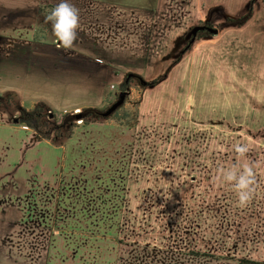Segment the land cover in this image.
Returning <instances> with one entry per match:
<instances>
[{
	"label": "rangeland",
	"instance_id": "374dc122",
	"mask_svg": "<svg viewBox=\"0 0 264 264\" xmlns=\"http://www.w3.org/2000/svg\"><path fill=\"white\" fill-rule=\"evenodd\" d=\"M248 1L68 0L79 9L80 28L65 49L46 20L61 0H0V198L6 199L0 207L18 219L13 200L20 191L9 180L36 139L20 122L22 109L40 103L49 115L39 124L42 134L66 138L76 126L54 145L67 144L85 126L77 114L91 120L85 127L114 129L115 147L100 148L99 157L104 166L122 149L118 180L127 184L123 190L107 176L95 189L80 170V191L68 192L79 221L60 215L50 235L35 238L22 230L17 251L8 242L15 237L0 233V264L264 262V203L257 205L264 201V4L257 3L244 27H222L227 17L245 13ZM204 24L220 33L201 35L188 50L183 39ZM130 73L148 82L166 78L155 87L134 79L111 117L88 116L86 109L105 112L119 99ZM238 143L248 148L244 157ZM237 165L253 167L256 177L244 206L223 178ZM39 227L40 234L45 223Z\"/></svg>",
	"mask_w": 264,
	"mask_h": 264
},
{
	"label": "crops",
	"instance_id": "0c3cea01",
	"mask_svg": "<svg viewBox=\"0 0 264 264\" xmlns=\"http://www.w3.org/2000/svg\"><path fill=\"white\" fill-rule=\"evenodd\" d=\"M0 7L2 9L5 8L3 5ZM18 17L20 16L17 15L16 18L13 17L14 21L17 20ZM18 38L19 36L17 38L15 37L13 41H21ZM77 131L78 132L65 145H54L51 141H37L35 139L33 141L34 144L32 143L24 153L27 155L23 156L22 163L16 166L17 168L13 169L15 170L13 173L14 176L9 182H13V184L15 183V188L17 191H20V194H17V198L13 200V203L17 201V203L14 204L19 206L16 208L19 217L15 220L12 218L10 219L7 210L0 207V233L3 236V239H11L15 237V241L11 239L8 242H10L14 247L13 249L16 251L18 249H16V247H18L17 243L20 240V237L23 236V231L34 235V238L37 235H50L51 232L54 231L55 218L59 217V220H62L60 215L73 214L75 215L73 221H79V218L76 217V205H72V202L69 201L68 192L70 189L74 191V189L79 188L78 178L80 170L83 169L84 172V183H88V185L92 184V186L93 183L96 184L94 187L95 189H98L100 185L101 190L102 177L110 176L115 178L116 180H114V182L118 184L120 188L125 190L127 184L122 180H120L122 181V184H120L118 180L122 173L125 172V156L124 154L121 156L122 160L118 157V154L122 149L117 151L115 153L116 155L110 157V161L105 162L104 166L101 164V159L99 157L101 156V149L108 150L115 147L117 141L113 140L116 136L113 132L114 129H111V127L106 124H91L89 127L84 126ZM243 132L245 133L244 135H246L247 131L244 130ZM250 136H252V134ZM254 139H256V137H254ZM97 144L99 145L97 146ZM41 161L42 165L40 164ZM63 161L64 168H62V174L65 180L64 183H62L58 175L60 172L58 169L59 164H62ZM62 169L60 167L61 171ZM71 172L75 174H72ZM3 176H5V174L0 176V181L4 180ZM88 185H86V187ZM23 187H26L28 194L25 192L21 193ZM115 187L116 186L114 185V188ZM56 193L58 194L55 199L53 195ZM28 196L29 201H27ZM58 199H60V202H58ZM5 201L6 199L3 197L0 198V206H4L6 203ZM263 203L264 201L257 205L261 206ZM101 212L102 209L100 208L97 214H100ZM102 220L103 219H101V221ZM43 223H45V229L39 234L38 229L41 228L39 226ZM63 229L65 231L67 228L63 227ZM56 232L60 235L62 234V230H57ZM56 247H58V245L49 248L48 263L52 262ZM67 249L69 252V246H67ZM34 264L36 263L34 262Z\"/></svg>",
	"mask_w": 264,
	"mask_h": 264
},
{
	"label": "clouds",
	"instance_id": "9594fccd",
	"mask_svg": "<svg viewBox=\"0 0 264 264\" xmlns=\"http://www.w3.org/2000/svg\"><path fill=\"white\" fill-rule=\"evenodd\" d=\"M46 20L51 23L52 31L57 40L65 49L73 47L78 37L80 28L79 9L68 0L61 2L51 10ZM235 151L239 157H244L248 151L247 146L235 145ZM224 180L231 184L241 206L250 202L254 193L256 177L253 167L245 165L242 169L237 165L230 169L223 170Z\"/></svg>",
	"mask_w": 264,
	"mask_h": 264
},
{
	"label": "trees",
	"instance_id": "16d2710c",
	"mask_svg": "<svg viewBox=\"0 0 264 264\" xmlns=\"http://www.w3.org/2000/svg\"><path fill=\"white\" fill-rule=\"evenodd\" d=\"M252 5H253V3L251 2L249 7H248V9H249L248 10V14L245 17H243L242 19L236 21V25L242 26L249 20V18L252 15V12H253ZM234 25H235V23H234ZM133 77L139 80V82L142 85V87H155L160 81H162V80H164L166 78V75H163V76H161V77H159L156 80H153L151 82H148V81L144 80L142 77L137 76V75H133ZM131 82H128V83L125 82L124 84H122L121 85L122 86L121 87L122 90H125V89L127 90L128 87L130 86ZM0 99L3 100V97L0 96ZM46 108H47V106L44 103H40V104L37 105V107L34 110L30 111V110L22 109L23 118H22L21 123L25 124V126H27L28 128L34 130L36 132V134H37V138L40 141L48 140V141L55 142L56 140H58L60 138H62V139L70 138L72 136V134H73V129L72 128L73 127L76 128L75 125H71L70 126L71 131H70V134L67 135L66 138H64L62 135H61V137H58V135H56V134L54 136H52L50 133L47 134V132L45 134L41 133L39 124L41 122H43L42 121L43 119L49 117V115H44V110ZM85 112L90 117L93 116V118H101L102 117L101 113L103 111L98 109V108H88V109H86ZM82 121H83L82 123L85 126H87V125H89L91 123V120L88 119L87 117H85L84 115H83ZM240 262H241V264H264V262L248 261V260H241Z\"/></svg>",
	"mask_w": 264,
	"mask_h": 264
},
{
	"label": "flooded vegetation",
	"instance_id": "af4514ba",
	"mask_svg": "<svg viewBox=\"0 0 264 264\" xmlns=\"http://www.w3.org/2000/svg\"><path fill=\"white\" fill-rule=\"evenodd\" d=\"M253 3V5H252V9H253V12H252V15H251V17L249 18V20L244 24V25H242V26H238V25H236V21H238V20H240V19H242L243 17H245L247 14H248V7H249V5H250V3ZM262 3V4H264V0H249L248 1V3H247V6H246V12L244 13V12H242L241 14H236L235 15V17H234V15L233 16H231V17H227L226 18V20H225V25H222V27L224 26L225 28L226 27H234V28H242V27H244L253 17H254V15H255V9H256V6H257V3ZM244 13V14H243ZM232 22V23H231ZM234 23H235V25H234ZM195 27H204V29H202V30H199L198 32H197V34H196V36H194V35H191L190 37H189V35L191 34V32H192V30L195 28ZM195 27H193L190 31H189V33L185 36V38L183 39V41H187L188 42V45H186V48L189 50L190 49V47H191V45L195 42V41H197L198 40V38L201 36V35H204L205 37H209V36H211V37H213V36H217L219 33H220V30H219V28H217V27H214V26H211V25H209V24H204V25H197V26H195ZM224 28V29H225ZM208 29H213V30H217L218 32L216 33V34H213V33H211ZM223 31V30H222ZM191 41H194L193 43L191 42ZM187 50V51H188ZM186 51V52H187ZM185 52V53H186ZM130 75H132L131 77H129ZM133 75H136V74H134V73H130L129 75H127V78H126V80H125V82L126 83H128V82H131V81H133L134 79H136V78H134L133 77ZM137 76H139V75H137ZM138 80V79H137ZM139 81V80H138ZM127 91V90H126ZM130 92V91H129ZM128 97V96H127ZM127 99V98H126ZM126 101V100H125ZM23 114V113H22ZM23 118V116H21V119ZM17 122V121H16ZM20 122H21V120H20ZM35 132V131H34ZM36 133V132H35ZM36 140L37 141H40L38 138H37V134H36ZM43 141H48V140H43ZM52 142V141H51Z\"/></svg>",
	"mask_w": 264,
	"mask_h": 264
},
{
	"label": "water",
	"instance_id": "95a60500",
	"mask_svg": "<svg viewBox=\"0 0 264 264\" xmlns=\"http://www.w3.org/2000/svg\"><path fill=\"white\" fill-rule=\"evenodd\" d=\"M202 29H204V27H195L193 30H192V32H191V34L189 35V37L191 36V35H194V36H196V34H197V32L199 31V30H202ZM211 33H213V34H216L218 31L217 30H213V29H208ZM192 43L194 42V41H191ZM132 75H130L129 77H131ZM130 95V92L129 91H124V92H122V93H120V95H119V99L114 103V104H112V106L110 107V108H108L105 112H102L101 113V116L103 117V118H108V117H111L124 103H125V100H126V98H127V96H129ZM82 117H83V115H81V114H77L76 115V118H77V120H80V119H82Z\"/></svg>",
	"mask_w": 264,
	"mask_h": 264
}]
</instances>
